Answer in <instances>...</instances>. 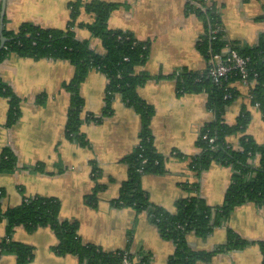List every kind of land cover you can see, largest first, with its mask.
I'll list each match as a JSON object with an SVG mask.
<instances>
[{
    "label": "crops",
    "instance_id": "0c3cea01",
    "mask_svg": "<svg viewBox=\"0 0 264 264\" xmlns=\"http://www.w3.org/2000/svg\"><path fill=\"white\" fill-rule=\"evenodd\" d=\"M69 1L6 0L7 29L17 30L23 22L64 28L71 17ZM105 1L119 3L110 14V28L130 31L150 43L149 56L136 71H146L153 77L141 84L138 92L155 110L151 119L153 145L163 157V169L140 176L141 188L151 204L171 212L176 210L178 199L197 194L209 205L221 204L231 181V167L213 161L200 175L191 168L192 158L201 151L197 144L200 130L214 118L207 105L208 94L179 93L177 80L170 75L180 67L206 68L208 61L198 48L199 38L205 32L203 21L196 13L186 12L187 0ZM207 1L219 8L220 24L229 40L253 45L264 32V0ZM93 20L94 15L81 8L77 22ZM74 30L79 39L88 40L92 49L103 51L101 39L87 27L76 26ZM74 72L75 66L64 59H34L10 53L1 61L2 79L20 98V115L8 125L10 100L0 97V153L9 146L17 156L15 170L0 171V204L7 209L21 204L25 196H55L61 202L60 217L78 220L83 241L105 250L129 249L133 254L130 264H168L175 243L161 234L148 211L137 212L131 206L114 204L130 175L126 157L140 141V114L116 94L110 114L100 122L81 123L80 131L88 139L87 144L68 138L71 94L64 83ZM107 83L105 73L89 71L79 87L84 99L83 117L88 113L103 114ZM229 86L237 96L225 110V122L235 124L242 110L247 109L251 120L246 132L257 142H264V114L251 101L252 85L234 80ZM227 139L239 147L240 134H231ZM193 183H198L197 190L187 188ZM97 184L101 186L97 201L90 204L86 196ZM224 224L215 227L206 238L189 232V247L211 251L228 241V228L249 244L219 252L201 264H262L263 252L258 241L264 240V204L246 201L232 210ZM5 228L3 220L0 240L7 235ZM11 238L34 248V257L27 264H85L73 253H55L58 236L49 226L31 231L18 225ZM147 255V261H143ZM16 258L14 252L0 253V264H16Z\"/></svg>",
    "mask_w": 264,
    "mask_h": 264
},
{
    "label": "trees",
    "instance_id": "16d2710c",
    "mask_svg": "<svg viewBox=\"0 0 264 264\" xmlns=\"http://www.w3.org/2000/svg\"><path fill=\"white\" fill-rule=\"evenodd\" d=\"M69 2L71 17L64 28H44L23 22L17 30H11L7 29L4 16L2 32L0 31V61L10 53H17L34 59H64L75 66L74 75L64 86L71 94L66 136L78 143H88L85 134L80 131L81 123L84 120L100 122L105 115L110 114L113 110L112 99L116 94H120L122 101L140 114V141L135 150L126 157L130 175L114 204L131 206L137 212L148 211L151 221L157 225L161 234L175 243L176 248L169 257L168 264H201L219 252L244 248L249 241L232 228H228V241L217 245L211 251L191 249L187 242V234L191 231L206 238L215 227L225 225L232 210L246 201L258 206L264 204V142H257L246 132L251 114L243 109L235 124H227L224 120L226 108L237 96L236 90L229 83L240 80V75L231 73L226 80L216 85L208 72L209 64L202 70L180 67L170 74L177 80L179 93L206 92L207 105L214 113L213 120L205 123L200 130L197 144L201 151L192 158L191 168L200 175L216 161L230 166L232 175L224 200L219 205L207 204L199 194L178 199L174 212L153 205L141 188L139 177L147 172H161L163 157L153 145L151 119L154 107L143 100L138 92L139 86L153 75L146 71H136V67L147 60L150 43L138 39L130 31L109 27L110 14L119 3L105 0ZM81 8L94 15L92 22H77ZM186 12L196 13L203 21L205 32L199 38L198 48L207 61L213 54L223 53L227 47L249 57L248 83L252 85L251 101L253 104L259 102L264 114V32L259 34L255 44L242 45L226 37L220 24V10L215 4H210L207 0H187ZM76 26L87 27L94 36L99 37L103 51L92 49L88 40L79 39L74 30ZM2 36L6 38V48L1 46ZM91 69L100 70L108 77L106 105L102 115L88 113L83 117L84 99L79 87ZM1 96L10 100L7 124L12 125L20 115V98L0 74ZM235 133L240 134L239 147H234L227 139ZM210 137L214 141L210 142ZM0 154V171L15 170L17 156L12 149L6 146ZM143 158L146 159L145 163H142ZM139 167H143V172L138 170ZM100 188L97 184L93 192L86 196L90 204L96 203ZM187 188L197 190L198 183L189 184ZM2 196L3 190L0 189V203ZM60 209L61 202L55 196H25L21 204L7 209H3L0 204V222L6 221L7 234L0 240V253L14 252L17 257L16 264H27L34 257V248L11 238L15 227L24 225L32 231L39 226H49L58 236V243L53 249L59 255L73 253L85 264H122L126 255L131 263L133 254L129 249L105 250L100 245L83 241L79 234L78 220L62 219ZM258 244L263 252L264 264V240L258 241ZM147 259L148 255L143 257V261Z\"/></svg>",
    "mask_w": 264,
    "mask_h": 264
},
{
    "label": "built area",
    "instance_id": "2783aa9c",
    "mask_svg": "<svg viewBox=\"0 0 264 264\" xmlns=\"http://www.w3.org/2000/svg\"><path fill=\"white\" fill-rule=\"evenodd\" d=\"M1 46H6L2 43ZM249 57L239 54L236 50L225 48L223 53H216L211 56L208 61L209 64V74L212 77L216 85L221 84L226 80L231 73H236L240 75V80L248 83L249 67H248ZM1 63V61H0ZM252 97V95H251ZM250 97V98H251ZM255 106L260 107L259 102L254 103ZM206 137V135H205ZM210 142L214 141L213 137L209 138ZM146 159H142V163H145ZM139 171L143 172V167L138 168ZM124 264H130L127 256H124Z\"/></svg>",
    "mask_w": 264,
    "mask_h": 264
},
{
    "label": "water",
    "instance_id": "95a60500",
    "mask_svg": "<svg viewBox=\"0 0 264 264\" xmlns=\"http://www.w3.org/2000/svg\"><path fill=\"white\" fill-rule=\"evenodd\" d=\"M6 0H3L2 1V6H1V14H0V31L2 32V29L3 28V19H4V15H5V6H6ZM6 40V38L4 36H2L1 38V43H4Z\"/></svg>",
    "mask_w": 264,
    "mask_h": 264
},
{
    "label": "rangeland",
    "instance_id": "374dc122",
    "mask_svg": "<svg viewBox=\"0 0 264 264\" xmlns=\"http://www.w3.org/2000/svg\"><path fill=\"white\" fill-rule=\"evenodd\" d=\"M134 263H135V261H134Z\"/></svg>",
    "mask_w": 264,
    "mask_h": 264
}]
</instances>
